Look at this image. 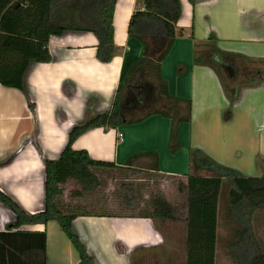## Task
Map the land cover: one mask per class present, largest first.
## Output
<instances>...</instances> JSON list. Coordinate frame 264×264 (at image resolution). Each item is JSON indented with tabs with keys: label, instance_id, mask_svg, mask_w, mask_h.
<instances>
[{
	"label": "crops",
	"instance_id": "0c3cea01",
	"mask_svg": "<svg viewBox=\"0 0 264 264\" xmlns=\"http://www.w3.org/2000/svg\"><path fill=\"white\" fill-rule=\"evenodd\" d=\"M91 1L99 7L93 17H88L86 6ZM180 1V34L162 63L170 93L192 101V121L179 127L180 147L176 148V143L170 146L171 121L152 116L118 129H90L73 148L87 151L94 160L114 163L118 167L115 170L122 171L132 170L127 169V162L134 155L156 152L159 171H147L186 181L189 151L198 149L245 179L264 180V0H196L195 5ZM110 2L80 0L67 18H74L83 28L88 18L98 19L101 4ZM141 8L138 0H116L117 51L110 63L98 59L99 41L92 32H67L51 38L52 62L33 64L23 91L0 84V192L26 214L45 209L46 162L60 157L71 131L85 123L90 114L111 109L122 78L142 57L141 43L129 35L131 18ZM212 36L220 51L235 56L238 69L223 76L234 88L233 95L239 92L235 103L211 67L194 64L196 45H204ZM224 61L220 55L212 58L215 64ZM152 162L151 158L144 159L131 168H146ZM250 196L261 201L252 213L251 227L255 243L264 249V188ZM225 197V235L221 241L225 261L235 264L231 246L237 241L239 226L231 216L228 187ZM247 206L253 210L252 202ZM95 215L78 216L72 222L95 264H185L182 221L127 217L133 214ZM15 222L14 213L0 202V230L6 231ZM21 230L47 233V264L80 263L77 250L58 222L25 225ZM218 237L221 239L220 227Z\"/></svg>",
	"mask_w": 264,
	"mask_h": 264
},
{
	"label": "trees",
	"instance_id": "16d2710c",
	"mask_svg": "<svg viewBox=\"0 0 264 264\" xmlns=\"http://www.w3.org/2000/svg\"><path fill=\"white\" fill-rule=\"evenodd\" d=\"M79 2L80 0H0V84L3 87L23 91L24 79L31 66L35 63L52 62L49 50L51 38L62 37L67 32H92L99 41L98 59L102 63H110L114 59L117 51L114 41L116 0L101 4L98 19L94 21L93 18H88L83 28L74 18H67L72 15ZM138 2L142 8L131 18L129 35L141 43L143 55L134 61L122 78L111 109L103 114H90L85 123L71 131L60 157L56 161L46 162L45 209L38 214L28 215L15 201L0 192V202L16 217V222L6 231L0 230V264H47V233L24 231L21 228L25 225H47L52 221L60 224L77 250L79 264H95L72 225L75 218L85 214L70 212L62 202L63 187L70 180L82 192H93L102 185L99 172L118 168L114 163L92 159L85 150H74L75 141L88 130L118 129L140 124L152 116H161L171 121V148L175 143L176 148L180 147L179 127L191 123L192 101L170 93L168 81L162 76V63L180 34L177 24L182 14V4L180 0ZM189 2L195 5L196 0ZM98 7L95 1L89 2L86 6L87 16L93 17ZM191 37L195 40L194 34ZM196 48L194 64L211 67L220 76L231 102L235 103L239 92L233 95L234 88L223 77L230 70L238 69L235 66V56L220 51L213 36L204 45H196ZM214 55L222 56L224 63H213ZM31 108L34 110L33 105ZM148 158L153 162L146 169L159 171L156 152L134 155L128 160L127 169L136 170L131 167ZM189 161L187 181L178 185V192L186 196L185 206L181 207L182 214L164 196L155 195L149 201L148 210L127 217L182 221L185 224V264H216L220 200L226 185L231 216L239 226L237 241L231 246L235 264H264V249L255 243L251 227L252 213L261 201L250 196H256L264 188V180L245 179L237 171L219 164L198 149H190ZM248 202H252L254 206L251 211L248 210ZM262 202L264 204V199Z\"/></svg>",
	"mask_w": 264,
	"mask_h": 264
},
{
	"label": "rangeland",
	"instance_id": "374dc122",
	"mask_svg": "<svg viewBox=\"0 0 264 264\" xmlns=\"http://www.w3.org/2000/svg\"><path fill=\"white\" fill-rule=\"evenodd\" d=\"M98 175L102 185L93 192H82L73 180L64 185L62 202L67 209H70V212L77 214H138L148 210L149 201L155 195L164 196L179 208V214H181L180 208L185 206L186 196L178 192V185L181 182L186 183V180L167 179L160 174L147 171L146 168L130 171H101ZM225 191L226 186H224V194L220 200L218 223L221 239L219 237L216 264H233L225 261V247L221 241L225 235L223 228Z\"/></svg>",
	"mask_w": 264,
	"mask_h": 264
},
{
	"label": "built area",
	"instance_id": "2783aa9c",
	"mask_svg": "<svg viewBox=\"0 0 264 264\" xmlns=\"http://www.w3.org/2000/svg\"><path fill=\"white\" fill-rule=\"evenodd\" d=\"M121 137V136H120Z\"/></svg>",
	"mask_w": 264,
	"mask_h": 264
}]
</instances>
